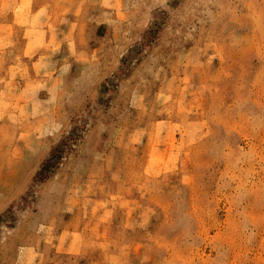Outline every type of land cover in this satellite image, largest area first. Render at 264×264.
<instances>
[{
  "label": "rangeland",
  "instance_id": "obj_1",
  "mask_svg": "<svg viewBox=\"0 0 264 264\" xmlns=\"http://www.w3.org/2000/svg\"><path fill=\"white\" fill-rule=\"evenodd\" d=\"M0 264H264V0H0Z\"/></svg>",
  "mask_w": 264,
  "mask_h": 264
},
{
  "label": "crops",
  "instance_id": "obj_2",
  "mask_svg": "<svg viewBox=\"0 0 264 264\" xmlns=\"http://www.w3.org/2000/svg\"><path fill=\"white\" fill-rule=\"evenodd\" d=\"M37 75V74H36ZM57 81V78H56ZM41 80L38 77L32 75L31 85L27 84L25 87L29 90L35 92L38 90V85ZM47 90H53L52 87H49ZM40 101L32 100L31 102H26L24 105H20V108L32 107L34 109L35 104L40 108ZM21 103V102H20ZM25 103V102H23ZM53 106L50 107L51 102L48 106V109L45 111L47 114L41 116V113H37V110L33 112H27L25 116H20V190L23 189L24 184L29 180V178L34 175L38 166L41 162V157L47 155L48 152L53 148L52 146L56 144V137L61 133L62 129L66 128L67 121V106L66 102L60 103L58 105L57 101L52 102ZM36 113V115H35ZM47 125V126H46ZM65 126V127H64ZM78 167V165H76ZM77 204L65 205L64 212L71 213V217L76 213L75 209ZM68 214H66L67 216ZM69 215V216H70ZM61 237H68L70 240L78 237L81 234L80 229L71 227V225H66L61 230ZM58 234V238L60 237ZM73 236H75L73 238ZM59 244L62 245L58 247L59 250L69 251L71 250L72 242ZM63 246L65 247L63 249ZM25 252H28L29 247L22 246ZM32 251H35V248H32Z\"/></svg>",
  "mask_w": 264,
  "mask_h": 264
}]
</instances>
